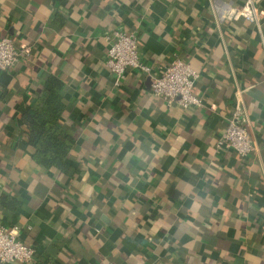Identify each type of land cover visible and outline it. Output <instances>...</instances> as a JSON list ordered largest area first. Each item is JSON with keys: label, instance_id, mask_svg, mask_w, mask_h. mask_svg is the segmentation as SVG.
<instances>
[{"label": "crops", "instance_id": "0c3cea01", "mask_svg": "<svg viewBox=\"0 0 264 264\" xmlns=\"http://www.w3.org/2000/svg\"><path fill=\"white\" fill-rule=\"evenodd\" d=\"M244 1L0 0L2 37L29 49L0 70V224L20 227L29 264H264V0L260 26L216 15ZM115 27L154 72L190 63L203 106L168 105L134 68L116 85ZM51 75L76 136L68 172L35 162L20 119ZM238 98L246 157L217 150Z\"/></svg>", "mask_w": 264, "mask_h": 264}, {"label": "built area", "instance_id": "2783aa9c", "mask_svg": "<svg viewBox=\"0 0 264 264\" xmlns=\"http://www.w3.org/2000/svg\"><path fill=\"white\" fill-rule=\"evenodd\" d=\"M258 3V0H245L241 6H235L232 2L216 4L217 19L223 22L244 18L260 26L263 12ZM104 39L109 45L106 65L114 75L116 85H121L127 70L134 68L150 76L152 93L164 99L168 105L179 104L184 108L203 106V98L193 91L199 73L190 63L178 58L157 73L141 60L136 32L115 27L104 33ZM28 51V48L17 47L11 37H1L0 70L12 69ZM246 121V108L238 98L227 126L218 139L217 150H234L242 157L254 152L257 145ZM34 258L35 248L20 238V227L0 224V264H29Z\"/></svg>", "mask_w": 264, "mask_h": 264}, {"label": "trees", "instance_id": "16d2710c", "mask_svg": "<svg viewBox=\"0 0 264 264\" xmlns=\"http://www.w3.org/2000/svg\"><path fill=\"white\" fill-rule=\"evenodd\" d=\"M61 1V0H60ZM43 95L33 103L19 107L26 140L32 147V157L45 169L72 170L69 162L76 136L63 123L67 103L64 82L51 75L45 82Z\"/></svg>", "mask_w": 264, "mask_h": 264}, {"label": "water", "instance_id": "95a60500", "mask_svg": "<svg viewBox=\"0 0 264 264\" xmlns=\"http://www.w3.org/2000/svg\"><path fill=\"white\" fill-rule=\"evenodd\" d=\"M2 37V33H1V30H0V38Z\"/></svg>", "mask_w": 264, "mask_h": 264}]
</instances>
